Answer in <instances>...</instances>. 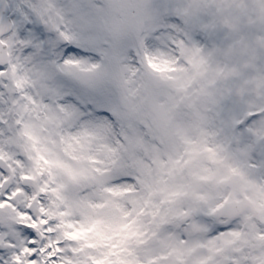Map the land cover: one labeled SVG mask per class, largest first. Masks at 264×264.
Instances as JSON below:
<instances>
[{
    "label": "snow or ice",
    "instance_id": "obj_1",
    "mask_svg": "<svg viewBox=\"0 0 264 264\" xmlns=\"http://www.w3.org/2000/svg\"><path fill=\"white\" fill-rule=\"evenodd\" d=\"M0 264H264V0H0Z\"/></svg>",
    "mask_w": 264,
    "mask_h": 264
}]
</instances>
